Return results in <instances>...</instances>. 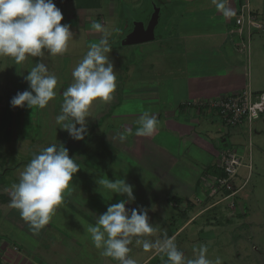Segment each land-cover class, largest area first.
Segmentation results:
<instances>
[{
    "label": "crops",
    "instance_id": "1",
    "mask_svg": "<svg viewBox=\"0 0 264 264\" xmlns=\"http://www.w3.org/2000/svg\"><path fill=\"white\" fill-rule=\"evenodd\" d=\"M153 4L159 8L154 40L124 46L122 41L131 31L132 23H147L152 14L149 9ZM244 4L264 20V0H71L62 6L54 5L51 0H8L0 20V74L7 86L4 108L10 110L9 131L14 141L24 142L23 147L27 149L29 141H35L30 147L33 149L32 146L35 145L41 150L39 155L27 154L28 158L39 156L34 159V163H29L34 165L33 172L37 173V177L34 176L31 180L39 181L46 171V166L43 165L55 160L60 161L65 168L70 165L81 166L89 177L88 181L92 183L101 179L99 176L110 173L111 177L117 179L116 192L132 207L141 209L144 199L151 197L152 207L148 216L154 212L155 206L162 211L164 207H180L182 215L179 216L184 221L164 245L175 239L182 229L195 223L200 214L214 210L216 205L210 200V196L203 199H209L207 206L199 205L197 199H194L195 202L191 199L198 197L197 188L206 175H221L217 168V156L224 146H233L226 134L227 126L217 121L214 112H206L190 104L230 96L244 89L254 93L264 92V33L252 31L249 38L246 31L241 35L235 33L237 26L234 20ZM190 17L196 20L193 27L188 26L192 25ZM253 34L260 37L253 41ZM65 38L67 41H63ZM251 44L255 54L259 52L258 55H261L257 59V68L261 66L262 73L254 88L251 85V80L254 79L251 78L249 64ZM149 46L155 48H148ZM146 48L149 50H145ZM130 49H141L144 54L141 61L137 62V68L145 63L144 60L150 59L152 68L157 67L162 71L170 68V71H164L165 74H157L162 76L161 79L151 76L148 83H140L143 84L142 87L135 88L139 85L136 81L129 83L133 88L127 94L131 96L130 101L139 106L138 110L142 108L139 114L136 111L123 112L117 117L119 121H114L119 125L116 127L110 124V118L105 124L109 114L101 118L98 114L87 120L82 104L77 106V101L80 103L81 98L69 88L68 102L73 107L69 108L66 103L56 112L51 109L43 110L42 113L47 116H42L34 100L38 101V86L45 81L44 68L55 69L53 80L60 84V80L67 79L70 85H74L71 86L72 90H75L76 84L72 81L75 83L81 80L78 76L81 72H76L77 60L91 62L93 59H100L98 62L106 63L107 53L123 60L125 56L122 53ZM149 52L160 53V56L154 54L148 58L145 53ZM157 60L161 61L156 62ZM72 68L75 79H70L68 72L69 78L62 77L61 69L66 71ZM163 77L166 84L159 88ZM115 84L121 86V80ZM115 92L116 98L112 95L111 100H116V107L120 105L123 96L119 95L122 94L120 88L119 93L118 88H115ZM61 95L65 97L64 92ZM138 95L147 97L149 103L141 107L142 100L135 98ZM260 121L263 122L254 130L256 136L264 134V116ZM89 125H93V130L88 128ZM38 133L50 137V141L39 140ZM247 145L248 149L239 146L235 148H240L244 165L248 164L250 154L252 171L254 154L264 156V142L252 144L250 150L249 144ZM61 147L67 150L64 154L70 157L68 161L64 162L44 151L48 148L60 150ZM76 156L86 159L78 160ZM116 165L123 166L121 172L111 168ZM96 167L101 168V172L92 170ZM242 169L247 170L245 167ZM249 176L248 171L246 180ZM70 177L74 178L75 175ZM74 181L71 188L81 192L83 186L79 184L82 181L76 177ZM125 181H129L134 187L126 191ZM71 193L66 195L72 200L67 205L75 206L76 203L79 206L77 214L81 215V212L92 225L101 221L102 216L84 205L81 197L76 199ZM25 202L22 213L29 214L28 220L36 221L41 234L44 227L49 226L37 214L45 211L40 205L34 216L31 213L33 207L27 204V200ZM195 203L200 207L193 214L191 211L194 210ZM149 218L147 223L155 225V219ZM92 219L95 222L92 223ZM169 219L173 220L170 216L166 221ZM40 244L41 239L36 242V248H39L37 252L47 254L45 248L50 246L42 248V251ZM43 255L39 262L44 263L46 257Z\"/></svg>",
    "mask_w": 264,
    "mask_h": 264
},
{
    "label": "rangeland",
    "instance_id": "2",
    "mask_svg": "<svg viewBox=\"0 0 264 264\" xmlns=\"http://www.w3.org/2000/svg\"><path fill=\"white\" fill-rule=\"evenodd\" d=\"M152 9L151 6L149 11ZM189 20L192 25L188 26L193 27L196 20L192 17ZM257 37L260 36L253 34L252 40L255 41ZM262 40L264 41V38ZM63 41H67V38ZM148 48L154 49L155 47L149 46ZM148 48L145 50H149ZM162 49L164 51V47ZM253 50L254 47L251 44L249 64L251 78L254 79L251 80L252 88L262 73L261 66L257 68V59L261 55H258L259 52L255 54ZM69 51L73 52L71 49ZM122 54L125 56L123 60L114 54L107 53L106 63L98 62L100 59L98 61L93 59L91 62L77 60L76 72H81L78 74L81 80L75 83L72 81L76 84L75 90H72L74 85H70L67 79L60 80V84L53 80L55 69L44 68L45 81L43 80V84L38 86V101L34 100L42 116H47L42 113L43 110L50 111L51 109L52 112H56L61 105L66 103L69 108L73 107L71 102H68L69 88L81 98L80 103L77 101V106L82 104L87 120L98 114L100 118L109 114L105 124L110 118V124L116 127L119 125L114 121H119L117 117H120L123 112L136 111V114H139L142 108L138 110L139 106L131 102V96L127 94V91L133 88L129 83L136 81L139 85L135 88L142 87L143 84L140 83H148L151 76H158L159 80L162 76L157 74L161 72L165 74L164 71L168 72L170 68L163 71L157 67L152 68V59L142 60L145 63L137 68V62L144 57L141 49L125 50ZM154 54L145 53L148 58L153 57ZM155 55L160 56V53ZM85 62L86 64L89 62L88 65L85 64V66L83 64ZM60 72L64 78H69L68 72L70 79H75L72 75L73 68L66 71L61 69ZM119 80H121V86L115 84V82L119 83ZM165 84V77H163L162 84L158 87L161 88ZM6 87L3 76L0 74V264H264V156L260 153H255L254 150L252 171L248 180H246L248 171L242 168L239 169L238 177L232 180L236 191L233 198L226 199L224 193L217 192L210 198L215 204L217 201L216 208L200 214L195 223L182 229L179 232L181 234L178 233L175 239L164 245L184 221V218L179 216L182 215L180 207H164L162 211L155 206L153 207L154 212L148 216L150 215L149 209L152 207L151 197L147 196L144 199L141 209L135 205L132 207L123 201L125 200L123 196L116 192L117 179L111 177L110 173L99 176L101 179L94 181L95 184L88 181L89 177L81 166L70 165L65 168L59 163L60 161L55 160L43 165L46 166V171L39 181L31 180L34 176L37 177V173L33 172L34 165L29 163H34V159L39 158L37 155L41 150L35 145L32 146L33 149L30 147L35 141H29L30 146L27 149L23 147L24 142L14 141L15 139L12 138L9 131L10 110L4 108ZM115 88H118L117 93L120 88L122 94L119 95L123 96L121 101L117 100V102L120 101V105L116 107V100H111L112 95L116 98ZM60 91L64 92L65 97ZM135 98L142 100L141 107L149 103L147 97L138 95ZM69 115L68 111V119ZM262 122L260 120L257 123L254 122L253 131L259 128L258 125ZM101 125L102 123L98 127ZM92 126L89 125L88 128L91 130ZM225 130H227V136L229 135L230 145L248 149V133L245 128L226 127ZM254 133L255 131L251 133V147L257 142H264L263 133L257 136ZM46 137L43 133H38L39 140L50 141V137ZM95 137L99 136L95 135ZM44 151L64 162L70 158L64 154L67 150L63 147L60 150L48 148ZM34 153L37 155L32 158L27 157V154ZM247 154L246 152V158ZM81 158L86 159L83 156L80 158L76 156L78 160ZM99 166L104 167V165ZM122 167L116 165L111 168L121 172ZM101 168L96 167L92 170L101 172ZM72 175L82 181L79 185L83 186V193L71 188L75 184V177H70ZM245 180L246 182L243 183ZM124 184L126 191L134 187L129 181H125ZM70 193L76 199L81 197L84 205L103 217L101 221L92 225L81 212H79L81 215L77 214L76 210L79 206L76 203L75 206L73 205L76 209L72 205H67L69 201H72L66 196ZM203 194L205 195V192ZM198 197L191 200L195 202L197 199L199 205L207 206L209 199L203 201L205 199L203 195H198ZM25 200L33 207L31 213L34 216L40 205V208L45 211L37 214L48 222L49 226L44 227L41 234L39 228L36 227V221L28 220L29 214L22 213V207L26 205ZM232 200L233 203H231ZM198 204L195 203L196 206L191 211L193 214L198 209ZM170 216L174 221L170 219L166 221ZM148 217L155 219L156 224L149 225ZM93 222L95 221L92 219ZM30 230H37V232ZM40 239V250L43 251L42 248L50 246L45 248L47 254L37 252L39 248H36V242ZM53 250L56 251L53 252ZM42 255L46 257L43 260L44 263L39 262Z\"/></svg>",
    "mask_w": 264,
    "mask_h": 264
},
{
    "label": "built area",
    "instance_id": "3",
    "mask_svg": "<svg viewBox=\"0 0 264 264\" xmlns=\"http://www.w3.org/2000/svg\"><path fill=\"white\" fill-rule=\"evenodd\" d=\"M70 1L51 0L56 6L65 5ZM7 2L8 0H0V20L4 15ZM234 22L237 26L235 33L238 35L246 31L247 37L249 38L252 31L264 33V20H261L257 15L253 14L247 4L241 6L240 12ZM242 48L244 49L245 46H242ZM190 105L205 110L206 112H214L217 121L224 126L245 128L248 133L247 140L250 150L252 125L264 116V92L254 93L249 89H244L230 96H223L211 101L198 102ZM217 158V168L221 171V175H206L201 180L202 185L197 188V194L203 195L204 198L208 196L211 198L217 192H222L225 194L226 199H231L236 193L232 180L237 177L239 169L242 167L247 168L250 174L251 156L249 154V162L247 165H244V157L238 148H225L224 146L220 150ZM203 192H205V195ZM231 203H233V200Z\"/></svg>",
    "mask_w": 264,
    "mask_h": 264
},
{
    "label": "water",
    "instance_id": "4",
    "mask_svg": "<svg viewBox=\"0 0 264 264\" xmlns=\"http://www.w3.org/2000/svg\"><path fill=\"white\" fill-rule=\"evenodd\" d=\"M152 14L147 23L134 21L131 31L122 41L124 46H133L153 41L155 38V28L159 19V8L153 4Z\"/></svg>",
    "mask_w": 264,
    "mask_h": 264
}]
</instances>
